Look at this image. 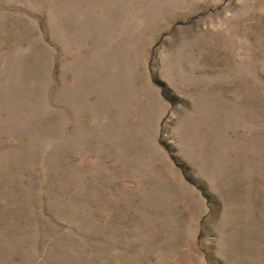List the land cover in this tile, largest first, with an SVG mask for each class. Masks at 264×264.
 Listing matches in <instances>:
<instances>
[{
	"label": "rangeland",
	"instance_id": "374dc122",
	"mask_svg": "<svg viewBox=\"0 0 264 264\" xmlns=\"http://www.w3.org/2000/svg\"><path fill=\"white\" fill-rule=\"evenodd\" d=\"M0 264H264V0H0Z\"/></svg>",
	"mask_w": 264,
	"mask_h": 264
}]
</instances>
